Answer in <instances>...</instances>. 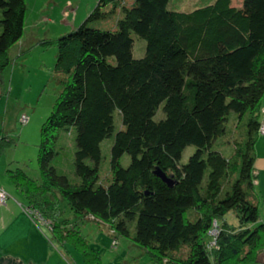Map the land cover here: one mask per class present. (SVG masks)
Listing matches in <instances>:
<instances>
[{
    "label": "trees",
    "instance_id": "obj_1",
    "mask_svg": "<svg viewBox=\"0 0 264 264\" xmlns=\"http://www.w3.org/2000/svg\"><path fill=\"white\" fill-rule=\"evenodd\" d=\"M232 1L176 12L169 0H134L130 7L124 0H99L86 22L120 9L115 31L85 22L56 40L60 91L40 128L41 182L12 165L6 172L31 217L49 223L56 247L73 244L84 264H101L62 216L63 203L81 221L108 225L112 246L134 229V245L155 264L257 259L264 225L253 202L254 160L264 124L253 114L264 96V0H242L238 7ZM107 6L111 12L103 11ZM24 19V0H0V74L9 48L22 38ZM133 36L146 44L140 59L132 55ZM159 110L163 118L156 121ZM247 112L245 139H235L234 155L226 159L214 144L228 135L231 114ZM114 113L121 118L118 131ZM112 136L108 184L102 185L101 144ZM12 143L0 136V151ZM187 147L195 151L180 164ZM68 151L71 176L54 166ZM125 155L127 167L120 163ZM229 212L239 228L216 227ZM208 234L213 240L206 244Z\"/></svg>",
    "mask_w": 264,
    "mask_h": 264
},
{
    "label": "rangeland",
    "instance_id": "obj_2",
    "mask_svg": "<svg viewBox=\"0 0 264 264\" xmlns=\"http://www.w3.org/2000/svg\"><path fill=\"white\" fill-rule=\"evenodd\" d=\"M25 19L22 38L11 46L7 52L8 64L0 74V136H7L13 141L9 146L0 151L2 160L11 162L13 169H20L32 180L41 182L38 171V152L40 143V128L51 113L57 100L60 86L57 84L54 66L57 55L56 40L86 22L89 14L96 8L99 0H24ZM215 0H169L168 8L176 12H188L196 8L210 5ZM232 6H241L240 1L233 0ZM127 7L133 5L134 0H124ZM112 6L103 9L111 12ZM121 13L101 21H88V27L100 30H116L117 20ZM133 58L140 59L145 53V42L133 36ZM264 96L259 105V111L253 114L260 124H264ZM264 111V110H263ZM21 115L27 117V125L20 123ZM252 117L247 112L241 118L235 114L229 116L228 135L220 138L214 144V150L220 152L223 157L230 159L234 155L235 139H245L246 124ZM163 118L161 110L154 117L158 121ZM115 131L120 130L121 118L114 113ZM114 136V135H113ZM104 140L101 144L102 163L100 170L101 184H108L110 149L113 137ZM241 141V140H239ZM238 141V142H239ZM194 147H187L182 155L180 164H185L194 153ZM72 152V151H71ZM64 156L61 164L54 166L70 174L72 169L71 153ZM13 162V164H12ZM130 158L125 155L120 163L127 167ZM64 167V168H62ZM254 203L259 210V221L264 225V136L258 137L255 144L254 160ZM7 185L12 188L8 182ZM63 217L72 220L75 228L80 230L83 241L100 256L101 264H155L150 256L134 245L132 237L134 229L130 231V237L117 236L116 246H112L114 237L110 235L108 225L92 220H80L75 218L67 206L62 203ZM37 220V219H36ZM38 221V220H37ZM225 222L230 229L237 230L239 222L233 212L225 214L218 220L219 227ZM40 225L46 233L47 228ZM217 225V224H216ZM214 231V230H212ZM215 233V232H214ZM50 235V234H49ZM205 243L212 242L213 237L206 235ZM67 249H61L53 244L58 251L69 252L73 264H84L82 255L73 244H68ZM72 246V247H71ZM65 257L67 255L64 254ZM165 264V263H164ZM243 264H264V238L262 246L257 254V259Z\"/></svg>",
    "mask_w": 264,
    "mask_h": 264
},
{
    "label": "crops",
    "instance_id": "obj_3",
    "mask_svg": "<svg viewBox=\"0 0 264 264\" xmlns=\"http://www.w3.org/2000/svg\"><path fill=\"white\" fill-rule=\"evenodd\" d=\"M10 165L0 155V187L8 194V200L0 205V264H73L69 252L53 247L49 223L38 220L46 233L31 217L18 191L7 185Z\"/></svg>",
    "mask_w": 264,
    "mask_h": 264
},
{
    "label": "built area",
    "instance_id": "obj_4",
    "mask_svg": "<svg viewBox=\"0 0 264 264\" xmlns=\"http://www.w3.org/2000/svg\"><path fill=\"white\" fill-rule=\"evenodd\" d=\"M20 121L23 124H26L28 119H27V117L22 115L21 118H20ZM260 133L262 135H264V127L263 126L260 129ZM6 199H7V194L5 193V191L3 189L0 188V205H3L5 203V201H6Z\"/></svg>",
    "mask_w": 264,
    "mask_h": 264
},
{
    "label": "water",
    "instance_id": "obj_5",
    "mask_svg": "<svg viewBox=\"0 0 264 264\" xmlns=\"http://www.w3.org/2000/svg\"><path fill=\"white\" fill-rule=\"evenodd\" d=\"M155 175L160 178L164 183H166L168 186H171L173 183L165 177L164 174H162L160 171H156Z\"/></svg>",
    "mask_w": 264,
    "mask_h": 264
}]
</instances>
